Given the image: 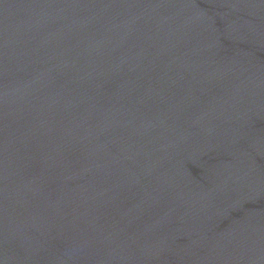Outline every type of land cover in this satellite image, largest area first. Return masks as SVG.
I'll list each match as a JSON object with an SVG mask.
<instances>
[{
    "label": "water",
    "instance_id": "1",
    "mask_svg": "<svg viewBox=\"0 0 264 264\" xmlns=\"http://www.w3.org/2000/svg\"><path fill=\"white\" fill-rule=\"evenodd\" d=\"M0 264H264V0H0Z\"/></svg>",
    "mask_w": 264,
    "mask_h": 264
}]
</instances>
